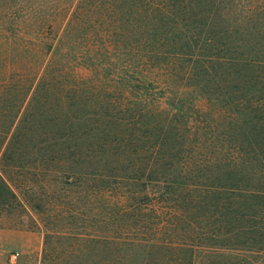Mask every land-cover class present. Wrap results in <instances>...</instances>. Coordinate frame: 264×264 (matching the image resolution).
I'll list each match as a JSON object with an SVG mask.
<instances>
[{
	"label": "rangeland",
	"instance_id": "rangeland-1",
	"mask_svg": "<svg viewBox=\"0 0 264 264\" xmlns=\"http://www.w3.org/2000/svg\"><path fill=\"white\" fill-rule=\"evenodd\" d=\"M162 2L172 5L166 13L115 10L100 17L84 12L100 6L96 0H0L14 7L13 25L30 43L66 36L80 53L78 78L97 79V66L103 75L101 89L80 98L33 99L0 88V264H230L231 255L246 258L242 216L251 208L264 227V192L255 191H264V172L236 168L230 149H249L241 134L242 61L250 23L264 34V0ZM214 8L223 15L218 27ZM245 14L248 24L239 22ZM184 47L203 55L190 79L162 71L132 75L138 58L151 66L171 59H156L151 50ZM134 49L140 52L133 61ZM2 54L0 87L17 79L4 72ZM250 97L264 98V91ZM262 109L264 103L255 108L263 118ZM60 115L62 121H54ZM25 116L38 125L19 124Z\"/></svg>",
	"mask_w": 264,
	"mask_h": 264
},
{
	"label": "trees",
	"instance_id": "trees-1",
	"mask_svg": "<svg viewBox=\"0 0 264 264\" xmlns=\"http://www.w3.org/2000/svg\"><path fill=\"white\" fill-rule=\"evenodd\" d=\"M100 1V6H88L84 9L86 13L95 14L98 12V16L107 17L108 13H113L115 10H120L125 14L140 15L148 13L150 11H160L166 13V11L172 8V5L168 2L165 4L163 0H96ZM103 1L105 3H103ZM215 7V6H214ZM9 5L0 6V15L6 18L5 21L0 19V50L2 51L3 63L2 66L5 68V73L17 74L16 80L5 81L0 88L7 91L14 90L18 94L25 98L32 97L35 99L39 95L42 97L49 98L54 95L64 99L69 96L74 98L85 97L84 95H93L97 90L101 89V79L103 75L100 66L96 69L98 73L97 79H91L84 81V77H77V72L82 67L79 59V51L76 48H70L64 42L66 36H59L58 33L49 34V37L43 38V42L40 39L35 40L34 43H30L27 36L18 33V26L12 22L13 9ZM253 9H248L251 12ZM107 13V14H106ZM220 14V13H219ZM217 14L216 8L212 11L211 16L213 17L214 26L218 27L216 18L222 19V14ZM222 15V16H221ZM246 14L240 18L239 22L246 24ZM249 23V22H248ZM247 23V24H248ZM14 24V25H13ZM89 24V28H94ZM251 24V33H248L251 41L245 45V56L246 58L242 61L244 66V82L247 84V91L243 101L244 115L242 118V144L247 146L249 149L244 150L243 153H238L230 149L232 156H237V161H234L236 168L243 167L246 173L252 174L264 172V117L256 115V106L262 107L264 98L252 99L250 95L252 93L258 94L264 91V86L261 90L253 88L254 84L257 86L264 85L261 81H264V47L258 49L260 46H264V41L261 45L254 39L255 36L261 35L264 40V34L258 33L257 27ZM83 27H85L83 25ZM81 29V26L79 27ZM74 29V28H73ZM58 37L57 41L56 38ZM56 41V42H55ZM180 50V49H179ZM198 50H193L188 47H184L180 51L178 50H151V53L156 54V59L160 55H169L171 59L167 62L159 65H148L146 60L139 59L138 55L140 50L134 49L132 56L133 61L138 58V61L134 62L137 65L132 67V75H143V71H150V75L155 76L156 73L162 71V74H168L169 76L178 79L191 78L193 75V67L196 64V60L199 57H203L202 54L197 53ZM259 54H262L258 56ZM262 56V58H261ZM186 57V60L183 58ZM208 58H215L214 56H208ZM190 59V60H187ZM181 61H184L186 66L183 68ZM152 70V71H151ZM261 83V84H260ZM154 85L156 83H153ZM159 85V84H157ZM162 90V88H160ZM246 90V88H245ZM31 95V96H30ZM65 96V97H64ZM80 105L85 106L83 103ZM261 112L264 114V110ZM54 121H62V115L55 118ZM17 122L15 118L12 121L11 127ZM19 124L24 125L26 123H32L35 126L38 125L37 118L23 117ZM256 124H262L263 129L258 128ZM262 127V126H261ZM62 134L59 133V136ZM243 154V157L241 156ZM233 158V157H231ZM232 160V159H231ZM234 160V159H233ZM256 188V189H255ZM255 191L260 195L264 191L255 187ZM168 195V194H166ZM166 197V196H165ZM165 199L163 202H166ZM251 208H247L249 211L248 215L242 216L247 219L243 226L241 235L245 239L247 244L244 251L247 253L246 258L239 259L233 255L230 256V264H264V234L260 233V229H264L262 221L258 217L250 213ZM240 236V234H237ZM262 235V236H260Z\"/></svg>",
	"mask_w": 264,
	"mask_h": 264
},
{
	"label": "built area",
	"instance_id": "built-area-1",
	"mask_svg": "<svg viewBox=\"0 0 264 264\" xmlns=\"http://www.w3.org/2000/svg\"><path fill=\"white\" fill-rule=\"evenodd\" d=\"M14 259L16 258V256L13 257Z\"/></svg>",
	"mask_w": 264,
	"mask_h": 264
}]
</instances>
